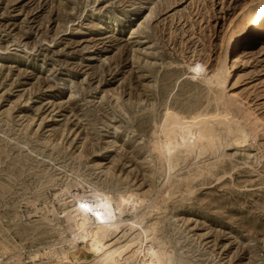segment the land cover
<instances>
[{
	"label": "rangeland",
	"instance_id": "obj_1",
	"mask_svg": "<svg viewBox=\"0 0 264 264\" xmlns=\"http://www.w3.org/2000/svg\"><path fill=\"white\" fill-rule=\"evenodd\" d=\"M258 21L264 0H0V264H58L71 174L146 195V222L184 264H264V38L223 61ZM224 62L225 93L262 133L169 170L170 125L213 107Z\"/></svg>",
	"mask_w": 264,
	"mask_h": 264
},
{
	"label": "bare ground",
	"instance_id": "obj_2",
	"mask_svg": "<svg viewBox=\"0 0 264 264\" xmlns=\"http://www.w3.org/2000/svg\"><path fill=\"white\" fill-rule=\"evenodd\" d=\"M130 33L134 34L133 27ZM260 38H264L262 21L241 29L229 45L223 61L227 62L229 55L235 52L233 63H239L248 48ZM225 64V62L222 66L220 64L219 71L216 70L212 77H208L211 82L210 101L212 100L213 107L194 109L187 119L173 121L168 132L166 131V146L161 148L158 158L160 160L161 156L165 157L169 170L182 167L193 158L225 157L224 154H220L223 144L229 143L237 149L245 148L251 140L262 133L260 122L251 119V115L242 109L237 93L230 95L225 93ZM232 107L239 110L240 118L234 116ZM104 173L107 174L108 171ZM66 178L65 184L56 196L61 198L64 205L71 203L62 215L66 230L64 227L61 228L63 225L58 226L67 248H59L60 255L53 251L52 256L56 263L72 264L69 254L79 252L82 245L94 258L86 262L80 259V256H76L75 264H184L183 261L176 259L167 243L159 236L161 221L153 218L152 221L150 219L146 222L147 214L143 211L147 203L146 195L131 191L117 192L114 195L112 191L80 179L79 176L73 179L71 174ZM150 208L152 211L157 210L156 205L148 206V209ZM124 214H130L131 218H123ZM65 233H68L71 239H67ZM49 254L39 256L49 259Z\"/></svg>",
	"mask_w": 264,
	"mask_h": 264
}]
</instances>
